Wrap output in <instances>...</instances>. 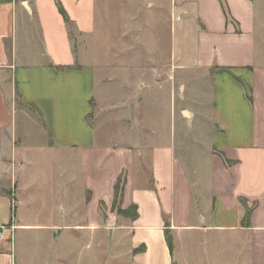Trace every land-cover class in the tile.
<instances>
[{
    "label": "crops",
    "instance_id": "1",
    "mask_svg": "<svg viewBox=\"0 0 264 264\" xmlns=\"http://www.w3.org/2000/svg\"><path fill=\"white\" fill-rule=\"evenodd\" d=\"M59 1L69 22L58 0H0V188L11 190L19 203L31 165L19 152L27 153L18 140L23 112L39 121L46 150L81 157L90 192L84 229L101 226L100 203L115 210L108 227L111 215L121 217L118 229L132 238V263L175 264L179 246L186 254L196 243L208 244L200 236L212 233L219 236L211 244L220 264H264V242L255 238L264 234V61L257 56V0H170L167 42L160 43L154 25L147 37H122L116 56L106 42L103 59L87 47L88 38L97 42L98 0ZM185 18L195 26L189 53L176 39L177 23ZM189 36L185 31L186 45ZM194 70L211 79V116L218 124L202 177L197 165L191 170L177 154V85L185 98L184 78ZM185 110L190 115L181 117L190 127L197 112ZM241 115L248 131L228 132ZM242 197L255 203L250 226L241 222ZM132 206L136 218L119 212ZM65 226L82 229L75 221ZM241 234L253 238L236 242ZM10 255L0 249V264H9Z\"/></svg>",
    "mask_w": 264,
    "mask_h": 264
},
{
    "label": "rangeland",
    "instance_id": "2",
    "mask_svg": "<svg viewBox=\"0 0 264 264\" xmlns=\"http://www.w3.org/2000/svg\"><path fill=\"white\" fill-rule=\"evenodd\" d=\"M169 1L98 0L97 42L88 38V51H93L103 59L106 54L105 43L111 42L112 54L116 56L122 37L127 40H132V37L136 35H141L142 38L147 37L152 34L151 28L154 25L159 30L160 43H163V39L167 42L169 31L166 26V17L167 15L172 17V12L166 9L170 8ZM257 8L258 19L260 24L262 23L257 35V56L260 61H264V56H261L262 46H264V0H257ZM194 28L191 18H185L182 24L177 23L176 39L180 43L181 50H189V46L195 43ZM185 31L190 33L188 46L184 41ZM73 35L78 41V35L75 33ZM81 45L83 46L82 43ZM187 52L189 53L190 50ZM196 72L194 70L192 76L184 78L185 98L181 97L183 93L180 91V83L177 85V154L191 170L193 165H197L202 177L209 166L206 150L212 143V133L218 124L211 116L213 107L211 79ZM247 87L246 85V89ZM218 92L217 86V98ZM182 106L197 112V117L190 127L181 117L183 114L186 117L190 115L186 110L181 113ZM243 109L241 103L239 111L242 114ZM20 114L26 118H22ZM17 119L18 140L22 141L21 145H25L27 150V153L23 150L19 152L31 165L27 170V180L18 191L19 203L16 202L11 190L0 188V191L6 194L0 195V222H2L0 223V249L10 252L9 264H135L132 263L130 252L132 238L129 237V232L123 234L125 230L118 229L121 225V217L114 215L115 210H110L104 203H100L99 208L103 215L101 226L94 227L95 229L90 231L84 229L89 225L86 216L89 211L87 202L90 192L85 193L86 178L82 177L81 157L60 150H46L44 148L46 138L42 136L39 121L33 115L28 119L23 112L18 114ZM227 127L228 132L248 131L243 115ZM219 130L221 135V128ZM215 139H218V135ZM190 174L193 175L192 172ZM202 183V190L206 196L207 190L204 186L207 181L204 180ZM201 186H198V189ZM197 197L202 198L203 195H197ZM204 198L206 199L207 196ZM110 211L114 213L111 215L112 227H108ZM6 220L8 221L3 222ZM74 221L81 226L80 231L66 228L65 225ZM18 224L31 226H17ZM53 224L64 228L62 231H55L50 228ZM200 238L208 244L200 246L196 243L186 254L179 246L174 254L175 264H220L215 261L220 259V255H217L220 252L214 250L215 245L211 244L213 239L219 238L218 234L209 233ZM251 238L253 236L241 234L235 238V241L247 242ZM255 238L256 242H264V234ZM223 261L229 260L223 259Z\"/></svg>",
    "mask_w": 264,
    "mask_h": 264
},
{
    "label": "trees",
    "instance_id": "3",
    "mask_svg": "<svg viewBox=\"0 0 264 264\" xmlns=\"http://www.w3.org/2000/svg\"><path fill=\"white\" fill-rule=\"evenodd\" d=\"M58 6H59L61 13L64 15L65 19L69 22L70 21L69 16H68L66 10L64 9L62 3L59 0H58ZM120 181H121V179H120ZM120 181H118V184L116 186V190H117L116 192H117L118 196H119L120 185H121ZM240 202L245 206V213H244V216H243L242 221H241L242 225L243 226H250V219H251V215H252V211H253V208L255 206V203H252V205H248L247 200L244 197L240 198ZM119 212L126 215V216L132 217V218H136L138 216L136 206H132L127 210L119 209ZM166 238H167V242H168V245L170 247V250L173 251L174 242H173V237H172L170 231H167Z\"/></svg>",
    "mask_w": 264,
    "mask_h": 264
}]
</instances>
